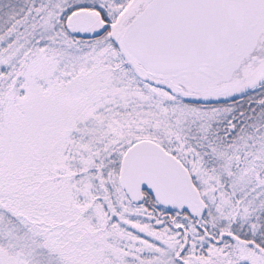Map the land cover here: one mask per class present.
Listing matches in <instances>:
<instances>
[{"label": "snow or ice", "instance_id": "6c2138e0", "mask_svg": "<svg viewBox=\"0 0 264 264\" xmlns=\"http://www.w3.org/2000/svg\"><path fill=\"white\" fill-rule=\"evenodd\" d=\"M0 264H264V0H0Z\"/></svg>", "mask_w": 264, "mask_h": 264}]
</instances>
